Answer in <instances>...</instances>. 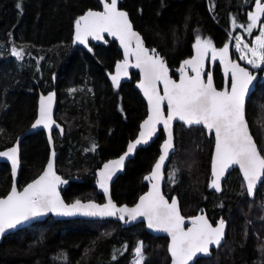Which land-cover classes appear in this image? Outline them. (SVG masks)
<instances>
[{"label":"trees","instance_id":"16d2710c","mask_svg":"<svg viewBox=\"0 0 264 264\" xmlns=\"http://www.w3.org/2000/svg\"><path fill=\"white\" fill-rule=\"evenodd\" d=\"M122 1L147 46L164 57L176 79L184 61L195 55L197 36L223 46L226 40L232 42L226 30L235 32L233 20L247 25L248 13L256 10L255 0ZM89 10H101L99 0H0V150L29 130L37 117L39 93L56 89L57 120L65 128L64 135H54L58 170L64 178L77 180L63 193L68 203L104 202L93 186L94 173L126 151L147 116V105L135 89L138 73L122 75L119 87L113 86L111 76L123 59L117 43L107 39L95 45L88 39L90 52L75 41V21ZM13 49L21 58L12 55ZM247 119L264 156V82L247 104ZM164 139L161 133L128 163L112 188L118 205L132 206L147 192L145 177ZM176 139L166 196L178 200L186 218L206 212L213 223L223 219L229 228L224 245L197 264H264V182L252 200L234 171L216 191L211 187L214 137L202 127L179 124ZM21 152L20 189L46 167L50 147L45 133L27 137ZM11 187V170L0 164V199ZM140 245L143 264L170 263L167 239L150 235L143 224L124 228L114 221L50 218L6 236L0 244V264H65V256L66 264H136L135 249Z\"/></svg>","mask_w":264,"mask_h":264},{"label":"snow or ice","instance_id":"6c2138e0","mask_svg":"<svg viewBox=\"0 0 264 264\" xmlns=\"http://www.w3.org/2000/svg\"><path fill=\"white\" fill-rule=\"evenodd\" d=\"M103 11L89 10L85 15L75 21V41L88 47V38L102 40L103 33L116 37L124 49L123 62L117 63L116 74L111 76L113 86L119 87L120 77L127 75L129 66L140 69L142 80L138 87L142 90L148 101V117L141 124L139 137L134 143L128 145V152L118 160L110 161L103 166L99 173L98 184L108 193L107 182L116 169L122 167L125 156L131 153L137 145L148 143L155 134L157 125L163 124L167 132V140L162 146V154L155 163L151 175L145 179L155 181L152 190L140 197L139 203L133 207H117L109 198L104 205L95 203L82 204L79 200L71 205H65L57 192V184L66 183L56 175L53 170V160H49L46 170L22 192H18L13 186L6 198L0 199V235L7 229L15 228L17 224L28 220L30 217L40 216L48 212L58 215H74L81 212L90 216H117L126 222L134 221L137 217L147 220L149 228L166 232L171 236L169 251L172 256V264H188L197 253L207 254L209 245H219L224 233V221L219 222L218 227H212L203 216L192 218V227L185 231L184 217L178 210L177 201L172 199L169 203L160 192L159 180L161 168L173 149L172 122L179 120L186 126L203 125L209 132L215 133V154L212 160L211 187L220 191V179L232 166L238 165L243 178L247 183V192L251 196L257 182L264 177V156L260 154L257 146L249 133L244 116L245 94L254 76L238 63L229 59V46L217 49L211 40L196 38V56L185 60L180 68L181 79L177 83L169 78L168 69L159 54L152 50L151 54L144 48L141 37L136 33L128 19L126 12L118 9V0H101ZM21 5L18 3L17 8ZM255 12L248 13L246 31L251 35L264 14V3L255 0ZM235 24L236 21L233 20ZM243 27V25H241ZM236 39V50L241 53L240 59L246 60L253 68L264 64V25L261 26L260 35L255 38V47H249L239 36ZM133 41L135 45L133 46ZM215 60L219 57L224 65L225 76L231 73L230 91H218L213 85L210 74L206 82L201 78V68L207 54ZM251 53L249 59L247 53ZM12 55L21 58V52L12 50ZM129 56H134L136 63L129 65ZM185 67H190L194 76H188ZM163 83V95L160 94L157 85ZM167 102V116L164 115L162 105ZM53 95L41 97L39 119L32 125L33 128L43 125L50 128L55 122L52 120L51 106ZM95 145H93L94 150ZM18 149L13 147L0 156L7 157L12 164V173L15 176L18 166ZM53 157L55 153L52 154ZM175 173H170L169 179H174ZM136 264H143L142 245L135 249ZM115 258V256H114ZM66 264V256L64 257Z\"/></svg>","mask_w":264,"mask_h":264},{"label":"water","instance_id":"95a60500","mask_svg":"<svg viewBox=\"0 0 264 264\" xmlns=\"http://www.w3.org/2000/svg\"><path fill=\"white\" fill-rule=\"evenodd\" d=\"M99 2L101 4V10H93V11H103V4H102L101 0H99ZM122 4H123V1L122 0H118V9L127 13L128 19H129L130 23L132 24L133 30L136 33L139 34V36L142 39L144 48H146L149 51V53L151 54V52H152L153 49L147 46V44L145 43V40H144L142 34L135 28L133 22L131 21V18L129 16L128 12L125 11L121 7ZM102 35H103V39L102 40H94L91 37H89L88 39L91 41V43H93L95 45H104L106 43V40L107 39L116 42L117 45H118L119 50L123 54V59L121 61V62H123V60H124V49L121 47L120 41L116 37H113V36L108 35V33H103ZM134 45H135V41H133V46ZM160 57L164 60L165 65H166V67L168 69V76H169V78L172 79L173 81L179 83L180 82V79H181V75H180V77L178 79L174 78L172 76V70L169 67V65L166 62V60L164 59V57H162V56H160ZM230 60H232V59H230ZM232 61H234V60H232ZM234 62L235 63H238L241 67L247 69L251 73V70L248 67H246L245 65H243V64H241L240 62H237V61H234ZM135 63H136L135 57L134 56H129V65H133ZM204 70H205V67L202 66V68H201V78L206 82L207 79H205V77L202 74V71H204ZM131 72H136L140 76V80L136 83L135 89L141 95L142 99L144 100V102L147 105V116L144 119V120H146L147 117H148V114H149V112H148V101H147V98L144 96L142 90L138 87V84L140 83V81L142 80L143 77H142V74L140 72V69H138V68L129 66L128 69H127V75L130 74ZM185 72H186V74L188 76H194L195 75V73H193L192 70H190V68H186L185 67ZM222 72H223V75L225 76V73H224V65L223 64H222ZM210 75L212 76V79H213V85L216 88V84H215V81H214V75H213V73H211ZM230 75H231V73L229 72V74L227 76H225V87L222 90H225V88H227L230 91V89L228 88L229 76ZM252 75L254 76V79L252 80L251 84L248 87V91L245 94L244 116H245V120H246L247 125H248L249 133L252 136V138H253L256 146H257L258 151L260 152L258 143H257L255 137L253 136L252 132H251L250 125H249V122H248V119H247V104H248V101L253 96V94L256 92L257 86H258V84L260 82V78H261L260 72H256V73H254ZM157 87H158V90H159L160 94L163 95V89H164L163 83H159L157 85ZM217 90L218 91H222V90H219V89H217ZM49 94H52L53 95V102H52V106H51V115H52V120L55 123L52 124L50 126V128H45L43 125H38L37 127L33 128L32 125L35 123V121L37 119H39L41 97H47ZM58 105H59V98H58L57 91H51V92H49L47 94H41L40 95V98H39V101H38V108H37V117H36L35 121L32 123V125L30 126L29 130L26 131L23 135H21L18 138L17 142L14 145H12L11 147H8L6 149L0 150V152H5V151H8L9 149H11L13 147H16L18 149V152H17L18 166H17V171H16L15 176H13V173H12V164H11V161L8 160L7 157L0 156V164H6V165L9 166V168L11 170V176H12V187L15 186L18 192H22L23 189L25 187H27L29 184H31L33 181L31 183H29L27 186H25L24 188H22V189L19 188L20 174H21V171H22V152H21V145H22V143L25 141V139L27 137L32 136V135H34L36 133H39V132H44L45 135H46V137H47V141H48V144H49V147H50V155H49L48 162H49L50 159L53 160V165H54L53 170L55 171L56 175L59 176L61 178V180L66 181V183H59V184H57L56 190L59 193L60 199L63 200L64 204L65 205H71V204L75 203L77 200L75 202L68 203L64 199L63 193L69 187V185H70L71 182H76L77 180H76V178H70V179L69 178H64L59 173V171H58V158H59V153L57 152L56 141H55L54 135H55L56 132L59 133L60 135H64V133H65L64 126L62 124H60V122L57 120ZM162 109H163L164 115L167 116V102L166 101L162 105ZM144 120L142 121V123L144 122ZM141 124H140V126H141ZM179 124L183 125L186 128L202 127L203 129H205L203 127V125H194V126L189 127V126L184 125L183 122H181L179 120H174L172 122L173 145H174V147H173L172 150H170L169 156L165 160V162H164V164H163V166L161 168V178L159 180L160 192H161V194L165 197V199L169 203H171L172 199H169L166 196V192H165L166 172H167V169H168V167H169V165H170V163L172 161L173 156L175 155V153L177 151V148H176V143H177V139H176V127ZM156 127H157V130H156L155 134L149 139L148 143H146V144L145 143H141V144L137 145L136 148L131 153H128L125 156V159L123 161L122 167L116 169L115 172L113 173V175L111 176V179L107 182L108 188H109V191H108L107 194H105V192L103 191V189H101L100 186H99V184H98L99 173H100L101 170H103L104 164H106V163H108L110 161L118 160L121 156H124L125 153L128 152V146L126 148V151L121 156H119V157H117L115 159H111V160H109L107 162H104L95 171V173H94L95 174V181L93 182V186H94L95 189L98 190V194L103 197V199H104V202L103 203H99L98 201H95V200L82 201V200L79 199V201L82 204L95 203V204H98V205H104V204H106L108 202V199L110 198L112 200V202L117 205V207H125V206L128 207V208L135 207L139 203L140 198L138 199V201L136 202V204H134L132 206H129V205H118L115 202L114 198H113L112 188H113L115 182L120 177H122V176L125 175V172H126V168H127L128 163L130 161H132L133 159H135L137 152L140 151L141 149H146V148L150 147L155 141L158 140V138L160 137L161 133L164 134V138H165L164 141H163V143H162V145H161V147H160V150H161L160 155L162 154V146H163L164 142L167 140V132L165 131L163 124H159ZM140 130H141V128H139V132H140ZM205 130H206L208 136H213L214 137V142H215V133H214V131L209 132L207 129H205ZM139 132H138L137 136L135 137V139H133L132 141H130L129 144L135 142V140L139 137ZM53 153H55L54 157L52 155ZM214 154H215V145H214V149H213L212 160H213ZM260 154H261V152H260ZM158 159H159V157H158ZM48 162H47V164H48ZM47 164H46V167H45L44 170H46ZM153 169H154V167H153ZM153 169H152V171H153ZM152 171L150 172L149 175H151ZM234 171H238L240 173L241 178L243 179V181L245 183V187H246V191H247V183L244 180L243 174H242V172H241V170H240V168H239L238 165H232L224 173V175L220 179V184H224V182L228 179L229 175L232 174ZM42 174H43V172L41 173V175ZM149 175H147V176H149ZM211 177H212V180H213L214 177L212 176V162H211ZM38 178H36V179H38ZM145 182L148 184V190H147V192L144 195H146L149 191L152 190V183H154L155 181H149V180H146L145 179ZM263 182H264V177H262L261 180L257 182V185H256V187L254 189L253 195L250 196L248 194V192H247L248 196L251 199H255L258 196L259 190H260ZM12 187H11V189H12ZM6 197H3V198H6ZM3 198H1V199H3ZM173 199H175L177 201L179 213H180V215L182 217H184V215H183V213L181 211V208L179 206L178 200L176 198H173ZM200 215H203L207 219V221L209 222V224L212 225V227L215 228V227H218L219 226V222L221 220L219 222H217L216 224H213V222L210 220V217H209L208 213L202 212V213H199L197 216H200ZM50 218H53L54 220L61 221V222H69V221H72V220L114 221V222H117V223L121 224L124 228H133L134 226H137V225H140V224H144L147 233H149L150 235H152L154 237H158V238H166V239H168V241H169V245H168V255H169V258H170V263L169 264H172V256H171V253L169 251V248H170V245H171V236H169L166 232L156 231L154 229L149 228L148 225H147V220L145 218H143V217H137V219L134 220V221L126 222L128 220L127 217H125V220L122 221V220L118 219L117 216H105V217L90 216V215H84L81 212H77L74 215H58V214L53 213V212H48V213H45V214L40 215V216L30 217L28 220L22 221L21 223L17 224L15 228L7 229L2 235H0V244H1V242L3 241V239L6 236H8L10 234L17 233L18 231L23 230L25 228H28V227L36 224V223L44 222V221H46V220H48ZM184 220H185V222H184L183 227H184L185 231H187L188 228L192 227V224H191L192 218H186V217H184ZM228 232H229L228 226H227V224L224 223V233H223V237H222V239L220 241V244L219 245L210 244L209 245V251H208L207 254L202 253V252L201 253H197L192 258V260H190L188 262V264H197V262L199 260H203V259L210 258L211 255H212V253H213V251L219 250L224 245V243L226 242L227 237H228Z\"/></svg>","mask_w":264,"mask_h":264},{"label":"rangeland","instance_id":"374dc122","mask_svg":"<svg viewBox=\"0 0 264 264\" xmlns=\"http://www.w3.org/2000/svg\"><path fill=\"white\" fill-rule=\"evenodd\" d=\"M262 3H264V0L262 1ZM212 13H213V11H212V8H211V15H212ZM213 16V15H212ZM262 25H264V14H262L261 15V19H260V21H259V23L257 24V27H256V34H254V35H252V37H251V42L248 40V38H249V34L247 33V31H245V33L247 34V38H246V34L244 35V32L243 31H240V30H236L237 29V24H235L233 27H232V29L235 31L234 33H232V32H230V34H231V36L234 38H231V40H232V42H230L231 44H228V46H229V56L231 57V54L233 53V55H232V59L234 60V59H236V61L237 62H240L241 64H243V65H245V66H248L249 68H251V69H253V70H257V71H259L260 73H261V78H260V82H259V84H261V83H263L264 82V64H261V67H259V68H253L250 64H248L247 62H246V60H243V59H240V55H241V53L240 52H238L237 50H236V47H235V44H236V39H235V37H237V36H239L240 38H241V41H242V44H241V47H243V44L244 43H246V44H248V46L249 47H255V38L257 37V36H259L260 35V31H261V26ZM227 32H228V30H226ZM202 41H203V39H201ZM204 40H206V39H204ZM212 42V41H211ZM212 44H213V42H212ZM214 47H215V45H213ZM215 48H217V47H215ZM223 48V47H222ZM218 50L219 49H221V48H217ZM247 55H248V58L249 59H251L252 58V56H251V53L249 52V53H247ZM204 60H210V61H212L213 59H212V57H211V52L209 51V53L207 54V56L205 57V59ZM215 60H217L215 63L217 64V63H220V59H219V57H217ZM212 63H214V62H212ZM186 68H190V67H186ZM190 70H191V68H190ZM204 73V72H203ZM181 75V72H180V74H179V76ZM258 84V85H259ZM258 87V86H257ZM259 146V145H258ZM259 149H260V147H259ZM260 152H261V150H260ZM176 154V153H175ZM261 154H262V152H261ZM263 155V154H262ZM59 171V170H58ZM167 173V172H166ZM212 178V177H211ZM245 190H246V187H245ZM246 193H247V191H246ZM248 195V194H247ZM249 197V196H248ZM250 198V197H249ZM251 199V198H250ZM256 199V198H255ZM255 199H252V200H255ZM82 201H84V200H82ZM75 202V201H74ZM185 217V216H184ZM221 220H223V219H221ZM220 221V220H219ZM219 221H217V222H219ZM224 221V220H223ZM216 222V223H217ZM216 223H214V224H216ZM224 223L225 224H227L225 221H224ZM121 225V224H120ZM144 225V224H143ZM138 226V225H137ZM227 226H228V224H227ZM123 227V226H122ZM135 227V226H134ZM145 227V226H144ZM228 230H229V228H228ZM166 239V238H165ZM167 241H168V239H167ZM168 245H169V241H168Z\"/></svg>","mask_w":264,"mask_h":264},{"label":"flooded vegetation","instance_id":"af4514ba","mask_svg":"<svg viewBox=\"0 0 264 264\" xmlns=\"http://www.w3.org/2000/svg\"><path fill=\"white\" fill-rule=\"evenodd\" d=\"M207 3H208V1H207ZM208 7H210V4L209 3H208ZM210 13H211V10H210ZM212 18H214V17L212 16ZM235 24H237V29L236 30L243 31L244 32V35H245L246 34L245 31H246L247 25H244L242 23H237V22ZM235 24H232V27ZM241 25H243V27H241ZM246 38H247V34H246ZM206 40H209V39H206ZM212 42H213V45H215V47H217V48H222V47H224L225 44H231L230 41H228V40H226V41L223 42V44H222L223 46H218V44H216L215 41H212ZM232 55H233V53L231 54V57L229 56L230 59H232ZM195 56H196V52H195L194 57ZM216 61L217 60H212V61H210V60H204L203 61V66L205 67V70L202 71V74L205 77V79H207V75L213 73V75H214V81H215V84H216V88L219 89V90H222L225 87V76L223 75V72H222V64H221V62L216 64L215 63ZM234 61H236V59H234ZM212 62H214V63H212ZM246 67H248V66H246ZM249 69L251 70V73L252 74H254L256 72H259L257 70H253L251 68H249ZM260 75H261V73H260ZM220 80H221L222 84L220 83ZM230 87H231V75L229 76V83H228V88L230 89ZM55 90L56 89H52V90H50L48 92H45V93L44 92H40L39 95L41 93L47 94V93H49L51 91H55ZM39 95H38V98H39Z\"/></svg>","mask_w":264,"mask_h":264},{"label":"bare ground","instance_id":"6f19581e","mask_svg":"<svg viewBox=\"0 0 264 264\" xmlns=\"http://www.w3.org/2000/svg\"><path fill=\"white\" fill-rule=\"evenodd\" d=\"M55 91H56V90H55ZM41 94H43V93H41ZM41 94H40V95H41ZM57 94H58V92H57ZM40 95H39V98H40ZM39 98H38V100H39ZM58 98H59V97H58Z\"/></svg>","mask_w":264,"mask_h":264}]
</instances>
